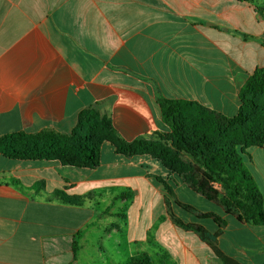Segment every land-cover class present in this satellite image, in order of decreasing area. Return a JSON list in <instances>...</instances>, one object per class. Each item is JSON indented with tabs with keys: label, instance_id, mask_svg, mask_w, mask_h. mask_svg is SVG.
Listing matches in <instances>:
<instances>
[{
	"label": "crops",
	"instance_id": "1",
	"mask_svg": "<svg viewBox=\"0 0 264 264\" xmlns=\"http://www.w3.org/2000/svg\"><path fill=\"white\" fill-rule=\"evenodd\" d=\"M257 8L264 0H0V137L70 135L95 109L122 140H157L170 133L162 99L236 116L241 90L264 69ZM247 153L264 206V146ZM116 202L121 211L111 210ZM121 235L122 264L138 253L225 264L216 249L264 264V225L241 221L149 155L106 141L95 167L0 157V264H109L99 243Z\"/></svg>",
	"mask_w": 264,
	"mask_h": 264
},
{
	"label": "trees",
	"instance_id": "2",
	"mask_svg": "<svg viewBox=\"0 0 264 264\" xmlns=\"http://www.w3.org/2000/svg\"><path fill=\"white\" fill-rule=\"evenodd\" d=\"M238 1L253 3L254 0ZM257 11L264 14L262 8ZM240 100L239 113L227 117L198 103L162 99V117L170 133L150 141L122 140L109 119L90 109L80 115L78 125L70 135L47 130L0 137V157L19 161H58L79 168L95 167L99 163L102 143L109 141L121 154L149 155L158 159L172 174L181 176L195 192L209 201H218L228 212L237 213L241 221L264 225L262 197L244 164L249 149L264 146V69L256 70L249 78L241 90ZM218 185L223 194L218 191ZM165 188L173 197V188L167 184ZM64 202L76 204L68 199ZM186 209L194 210L188 206ZM211 217L198 216L201 219ZM189 227L195 229L204 241H212L203 227ZM78 248V243L74 242V251ZM216 253L225 264H237L217 249ZM129 264L157 262L148 253H138Z\"/></svg>",
	"mask_w": 264,
	"mask_h": 264
},
{
	"label": "rangeland",
	"instance_id": "3",
	"mask_svg": "<svg viewBox=\"0 0 264 264\" xmlns=\"http://www.w3.org/2000/svg\"><path fill=\"white\" fill-rule=\"evenodd\" d=\"M261 7H263V6H261ZM241 148H239V150H240ZM245 157V156H244ZM218 187V191L220 192V193H222L223 194V191H222V189H221V186H217ZM108 201H109V198L105 201V202H103L104 204H106V203H108ZM190 201H191V203L195 206V207H197L198 205H199V203L198 202H196L193 198H191L190 199ZM103 204V205H104ZM103 205L102 206H100L101 208H103ZM213 205V204H212ZM111 206V210H115V211H121V206H120V202H116V204H111L110 205ZM109 206V207H110ZM215 206V205H214ZM199 207V206H198ZM216 209H217V207H216ZM189 211H192V210H189ZM187 213V212H186ZM124 235V234H123ZM93 241H96L97 242V240H96V237H95V239L93 240ZM117 241H119V242H123V241H125V236H120V237H118V236H113V237H111V238H107V237H105L104 238V240L103 241H101L99 244H100V246L102 247V251L103 252H105L106 253V255H107V257L109 258V261H108V263L109 264H116L118 261H119V263H123L124 262V255H125V253L124 252H121L120 254H121V256H119V255H117V253H116V250L118 249L117 248ZM98 243V242H97ZM124 246H125V244H123ZM91 250V252H93L92 251V249H90ZM155 260H157V258H154ZM161 259H159V260H157L156 262L158 263V264H160L161 263Z\"/></svg>",
	"mask_w": 264,
	"mask_h": 264
}]
</instances>
